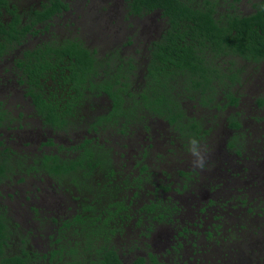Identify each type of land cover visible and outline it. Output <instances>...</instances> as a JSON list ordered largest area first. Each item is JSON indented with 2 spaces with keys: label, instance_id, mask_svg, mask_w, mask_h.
I'll list each match as a JSON object with an SVG mask.
<instances>
[{
  "label": "trees",
  "instance_id": "16d2710c",
  "mask_svg": "<svg viewBox=\"0 0 264 264\" xmlns=\"http://www.w3.org/2000/svg\"><path fill=\"white\" fill-rule=\"evenodd\" d=\"M241 2L125 0L131 14L140 18L161 12L166 25L143 56L123 57L119 48L103 55L89 47L90 34L81 38L80 26L75 36L60 34V28L77 25L57 22L69 8L67 0H43L40 9L27 11L26 16L14 0H0V60L37 40L15 57L21 83L28 87L45 125L58 133L84 136L74 148L77 154L66 159L52 154L32 158L25 152L14 159L9 157L11 149H2L0 142V183L14 176L25 182L33 176L69 185L71 198L76 201L71 208L74 227L65 238V250L51 255L54 264H164L157 253L149 251L147 257L136 253L141 249L138 243L142 236L151 238L159 226L166 225L158 213L164 206L154 202L140 206L143 188L136 179V191L130 189L128 178L115 184L110 149L104 145L114 136L113 130L126 133L128 124L141 123L145 113L183 131L199 126L201 132L206 117L189 125L193 120L190 108L201 112L206 107H218L222 111L223 104L238 103L235 88L240 83L242 61H264V0H256L251 12L238 10ZM72 12L75 15L77 10ZM126 19L130 20L128 13ZM8 115L0 107V121ZM238 118L231 113L228 121L235 126ZM89 133L104 137V144H99V137L89 138ZM6 215L0 208V254L12 234ZM128 227L142 230L140 238L127 243L124 233ZM62 231L66 229H60L56 242L63 241ZM119 246L128 248L134 259L131 263L120 258ZM26 259L5 255L2 261L27 264Z\"/></svg>",
  "mask_w": 264,
  "mask_h": 264
},
{
  "label": "flooded vegetation",
  "instance_id": "af4514ba",
  "mask_svg": "<svg viewBox=\"0 0 264 264\" xmlns=\"http://www.w3.org/2000/svg\"><path fill=\"white\" fill-rule=\"evenodd\" d=\"M67 1L70 2L68 10L59 18L54 16L57 20L64 21L63 26L76 23L81 19L82 13L94 9L90 6H76L74 0ZM42 3L43 0H31L27 7L20 8L21 13L22 10L26 12L40 9ZM122 4V7L114 9V13H128L130 19L147 22L146 30L142 32L146 38L139 40L138 43L142 45L134 48V55L138 53L143 56L165 29L166 19L161 12L145 14L139 18L130 13L125 0ZM73 10H77L75 15ZM72 25L77 31V26ZM64 29L66 28L59 30ZM36 41L30 40L27 45L20 46L15 52L17 56L7 55L0 60V65L4 66V69L0 66L4 73L0 77L14 85L0 86V107L9 114V118L0 121V142L4 145L2 149H11L13 154H9V157L17 159L19 155L23 156L22 151L5 144V131H11L14 125L10 119L11 111L7 107L13 105L21 109L20 106L23 105L28 107V120L24 118L22 109L18 112V117L26 121L35 120L19 123L16 128L24 136H12V132H9L8 140L19 141L20 146L24 147L38 145V149H45L34 151L30 155L32 158L52 154L66 159L71 154H77L74 148L76 150L84 136H70L68 132L58 133L44 124L33 98L29 95L28 87L21 83L22 74L14 62L15 57L18 58L26 47L36 44ZM91 44L88 46L100 50L93 46L95 44ZM134 46V39L132 43L128 39L122 44L123 48ZM241 66L243 71L239 73L240 83L235 88L238 92L237 104H223L222 111L218 107H206L201 112L190 108L189 116L193 120L189 125L192 126L200 117H206L202 120L204 127L201 132L199 126L183 131L163 118H154L145 113L141 123L128 124L126 133L112 129L114 146L104 141V147L106 150L110 149V158L114 164L112 171L115 184L116 178L125 172L129 176L127 180L132 191L137 190L134 179L142 185L140 206L144 202L164 206L158 213L162 215L161 220L166 225L159 226L151 238L142 236L138 243L141 249L136 251L137 254L147 257L149 251L157 253L161 255L159 260L162 259L164 264H264V61H242ZM145 71L148 76L147 65ZM20 96L28 101L24 104L18 102ZM231 113L239 115L235 126L228 121ZM26 125H29L28 129ZM159 125L164 126V129ZM93 136L97 138L96 135H88L89 138ZM189 138L198 139L202 150L205 145L209 149L208 166L204 170H194L192 167L194 157L187 150ZM99 144L102 145V142L99 141ZM115 145L120 146L118 154L114 151ZM160 146H164L163 150L159 149ZM136 150L140 151L139 154L133 152ZM100 172L99 169L98 173ZM30 178L37 180L30 188L24 184L29 178L20 182L19 176L0 183V208L6 212V218L11 220L9 226L12 230L0 254V264H5L2 261L5 255L8 258L28 257L27 264H54L51 261L53 252H63L65 249L62 248L68 246L65 238H69V228L74 227L71 225V208L76 203L71 198L69 185L63 186L51 180L48 185L53 191L49 194L44 190V181L33 176ZM21 184L23 188L18 187ZM132 191L131 197L134 195ZM143 198L145 201H142ZM24 206L25 210L21 212ZM187 207L192 210V217L186 214ZM61 228L66 229L65 232L62 231L63 241L56 242ZM22 231L23 236L20 234ZM141 231L137 230V239L140 238ZM133 235V228L128 227L124 240L130 243L134 239ZM156 236L159 243L155 245ZM169 238L171 244L160 253L158 246L162 245L161 240ZM148 244L151 246L148 247ZM26 248L28 256L23 255ZM118 251L124 263L134 260L128 248L119 246ZM12 264L19 263L15 260Z\"/></svg>",
  "mask_w": 264,
  "mask_h": 264
},
{
  "label": "rangeland",
  "instance_id": "374dc122",
  "mask_svg": "<svg viewBox=\"0 0 264 264\" xmlns=\"http://www.w3.org/2000/svg\"><path fill=\"white\" fill-rule=\"evenodd\" d=\"M123 0H74V2H76V6H87L88 7H92L94 8L92 11L90 12H84L82 13L81 19L76 21L75 24H77V29L78 27L80 29L83 30V36H81V38L86 39L87 38V33L90 34L91 37V42L95 45L97 49L100 48L101 52L103 55L105 54H110V52H113V50L119 48L122 49L121 52H123V57L124 56H132L135 52H134V48L136 49L137 45H141V43H138L139 40L141 39H145V34H143L142 32H145L146 30V21H142V20H137V19H130L127 20L126 19V14L124 12H120V13H114V9L118 8V7H122ZM256 0H242V2L238 5V8L241 11L244 12H251L252 11V7L253 4L255 3ZM14 2L18 5L19 8H25L27 7V5L31 2V0H14ZM88 2V3H87ZM115 4L114 7H109V4ZM238 9V10H239ZM23 16H26V12H24L25 10H22ZM28 13V12H27ZM95 14V15H94ZM70 17V16H69ZM57 22H59V24H62L64 21L63 20H58ZM57 30V29H54ZM75 31V26L70 28H66L64 30H61L60 34H64V35H68L69 37L75 36L77 33L74 32ZM80 34V33H79ZM81 35V34H80ZM128 39H134L135 40V46L134 47H122V44H125ZM99 45H103V46H99ZM138 49H141V47H139ZM102 54H100V57L102 56ZM1 66V65H0ZM2 69H4V66H1ZM1 69V70H2ZM1 70H0V75H1ZM4 73H2L3 75ZM10 77V75H9ZM16 80V79H13ZM11 81V79H10ZM12 82V81H11ZM10 85L14 86L13 84L9 83ZM7 83V81H3V79L0 77V86L1 85H9ZM18 102H21L22 104L26 103L28 101V99H24L23 97L20 96V99L17 100ZM22 111L25 113L24 118H26V120H28V116L26 115V113H28V107H23V105L20 106ZM10 111H11V115H10V119L13 120V124L11 131H5L6 138H5V144L12 146L13 148H16L17 150L22 151L23 153H28L25 154L26 156H30L32 155V153L34 151H38V150H45L44 148H39L38 149V145H32L30 147H24V146H20L19 141L17 142H11L8 140L9 137V132H12L11 135L12 136H20L23 137V132L19 131L18 127L16 128V126H18L19 123H28L31 122L33 120H29L26 121L23 118H19L18 117V112L21 110L20 108H15L13 105L8 106L7 107ZM29 125H26V128L28 129ZM159 127H162L164 129V126L159 125ZM16 129V130H15ZM15 130V131H14ZM170 131V130H167ZM99 137V136H98ZM97 137V138H98ZM107 138V137H105ZM6 140L8 142H6ZM106 140V139H105ZM104 137H99V141L102 142V144H104ZM108 142L110 143V145L114 146L115 143V138L114 137H108ZM118 140V139H117ZM164 146H160L159 149L163 150ZM165 149V148H164ZM159 150V151H160ZM114 151L117 152V154L120 151V146L119 145H115L114 147ZM127 153H130V151H126ZM135 154H139L140 151H133ZM158 152V151H157ZM114 154V152H113ZM24 155V154H22ZM187 159V157H185ZM182 164V163H181ZM114 165V164H113ZM117 165H119L117 163ZM116 165V166H117ZM121 165V164H120ZM122 166V165H121ZM114 168V166H113ZM126 169V168H125ZM129 176L125 173L122 172V174L116 178V183L120 184V181L127 179ZM37 181V180H36ZM36 181L32 178L29 177V179L27 180V182H25L24 184H26V187L30 188L33 186L34 183H36ZM45 184H44V190L48 191L49 194L52 193L53 189L50 190L49 188V183L51 182L50 178L46 177L44 180ZM12 188V186H10ZM19 188H23L24 186L18 185ZM50 190V192H49ZM74 190V189H71ZM75 195H78L77 192H73ZM224 195H226V192L224 193ZM223 195V196H224ZM44 199L45 196H44ZM142 201H145V198L142 199ZM230 201V200H229ZM39 202H37L38 204ZM43 205V204H42ZM24 206L21 210V212L23 210H25ZM191 209L189 207H187V213L189 215V217H192L193 215L191 214ZM21 215H23L21 213ZM193 219V218H192ZM24 231V230H23ZM23 231L20 232V234L23 236ZM136 233L137 230L134 231V238H136ZM19 234V235H20ZM158 235V234H157ZM157 237V236H156ZM162 241V245L159 244L158 246V250L160 253L164 252L165 248H168L169 245L171 244V238L167 239V240H161ZM159 243V238L157 237V241L155 243L158 244ZM27 248H29V245H25ZM26 248V251L28 252ZM131 255V254H129Z\"/></svg>",
  "mask_w": 264,
  "mask_h": 264
},
{
  "label": "clouds",
  "instance_id": "9594fccd",
  "mask_svg": "<svg viewBox=\"0 0 264 264\" xmlns=\"http://www.w3.org/2000/svg\"><path fill=\"white\" fill-rule=\"evenodd\" d=\"M187 150L194 157L191 162L194 170H204L208 166L209 149L206 145L202 150L201 142L198 139L189 138Z\"/></svg>",
  "mask_w": 264,
  "mask_h": 264
}]
</instances>
